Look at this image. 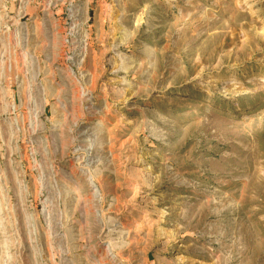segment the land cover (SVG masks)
I'll return each mask as SVG.
<instances>
[{"label": "rangeland", "instance_id": "374dc122", "mask_svg": "<svg viewBox=\"0 0 264 264\" xmlns=\"http://www.w3.org/2000/svg\"><path fill=\"white\" fill-rule=\"evenodd\" d=\"M0 264H264V0H0Z\"/></svg>", "mask_w": 264, "mask_h": 264}]
</instances>
